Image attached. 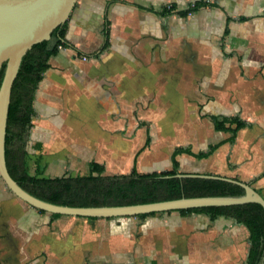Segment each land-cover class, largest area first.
<instances>
[{"label":"crops","instance_id":"0c3cea01","mask_svg":"<svg viewBox=\"0 0 264 264\" xmlns=\"http://www.w3.org/2000/svg\"><path fill=\"white\" fill-rule=\"evenodd\" d=\"M66 39L36 91L31 171L76 176L93 161L108 175L164 171L178 147L217 145L202 159L179 154V172L238 179L264 197V0H77ZM212 115L246 125L234 135ZM160 224L186 226L194 243L165 253ZM250 245L232 217L54 215L0 176V264H245Z\"/></svg>","mask_w":264,"mask_h":264},{"label":"trees","instance_id":"16d2710c","mask_svg":"<svg viewBox=\"0 0 264 264\" xmlns=\"http://www.w3.org/2000/svg\"><path fill=\"white\" fill-rule=\"evenodd\" d=\"M202 3L196 2L188 9L179 11L188 15ZM170 10V9H168ZM68 20L57 27L48 40L33 45L24 55L14 81L7 123L6 162L10 175L28 192L44 200L70 206H114L148 203L182 197L242 195L245 188L238 183L207 177H179L181 153L208 157L217 147L194 154L189 149L178 147L173 153V166L169 170L141 173L135 167L128 173L104 174V166L90 163L87 174L45 176L42 169L29 167V139L36 113V91L44 73L50 67V59L61 47L70 46L66 39ZM108 46V36L99 50ZM6 62L0 69L2 80ZM211 119L218 130H231L234 135L246 125L237 117ZM238 180V179H237ZM44 211V210H41ZM184 214L205 213L212 219L218 216L232 217L250 231V249L245 264L264 262V207L257 202L235 205L205 206L180 209ZM158 212L138 215L147 217ZM60 215V214H54ZM95 218V217H94Z\"/></svg>","mask_w":264,"mask_h":264},{"label":"water","instance_id":"95a60500","mask_svg":"<svg viewBox=\"0 0 264 264\" xmlns=\"http://www.w3.org/2000/svg\"><path fill=\"white\" fill-rule=\"evenodd\" d=\"M76 2L77 0H0V69L6 62L0 83V176L8 189L34 208L53 214L95 218L138 216L151 212L248 202H257L264 207V197L251 184L213 174L179 173L177 176L220 178L240 184L246 192L242 195L182 197L129 205L70 206L39 198L14 180L6 162L7 123L14 81L24 55L33 45L50 39L52 32L68 20Z\"/></svg>","mask_w":264,"mask_h":264},{"label":"rangeland","instance_id":"374dc122","mask_svg":"<svg viewBox=\"0 0 264 264\" xmlns=\"http://www.w3.org/2000/svg\"><path fill=\"white\" fill-rule=\"evenodd\" d=\"M1 83V79H0ZM160 150H162V154L166 152V148L161 146L159 147ZM33 166V158L29 159V167L31 168ZM43 172L45 174V167L43 168ZM159 232H166V234H162V236L159 235V240H157L158 243H161L163 245V248L165 250V253L169 254L170 250L176 252L184 249H188V247L194 243V241H191L187 235L183 234L187 232V227H178L176 225H166V224H160L158 226ZM181 230V234L178 232ZM186 237H185V236ZM156 241V240H155ZM168 251V252H167ZM155 264H158L155 263ZM160 264H168L167 261L160 262ZM178 264V263H177ZM192 264V263H191Z\"/></svg>","mask_w":264,"mask_h":264}]
</instances>
